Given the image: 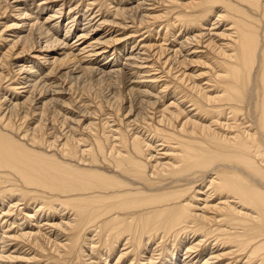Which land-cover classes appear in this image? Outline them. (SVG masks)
<instances>
[{
	"label": "bare ground",
	"instance_id": "bare-ground-1",
	"mask_svg": "<svg viewBox=\"0 0 264 264\" xmlns=\"http://www.w3.org/2000/svg\"><path fill=\"white\" fill-rule=\"evenodd\" d=\"M71 1L0 0V262L264 264V0Z\"/></svg>",
	"mask_w": 264,
	"mask_h": 264
},
{
	"label": "rangeland",
	"instance_id": "rangeland-1",
	"mask_svg": "<svg viewBox=\"0 0 264 264\" xmlns=\"http://www.w3.org/2000/svg\"><path fill=\"white\" fill-rule=\"evenodd\" d=\"M89 1L90 0H72L71 2H70V4H74V6H75V4H77L79 7H81L82 9H84V10H90L91 9V11L93 10V11H96V10H99V7H97V5L96 6H89V5H87V3H89ZM128 1V0H127ZM46 2V1H45ZM61 2V1H60ZM90 2H92V0L90 1ZM125 3V2H124ZM149 3H152V2H149ZM50 4L51 5H49V6H52V2H50ZM55 4V3H54ZM69 4V5H70ZM113 6L115 5V4H112ZM157 6H158V4H156ZM87 6H89V7H87ZM48 7V6H47ZM65 7V6H64ZM49 9H50V7H48ZM87 8H89V9H87ZM48 9V10H49ZM105 11V10H104ZM67 12V11H66ZM100 13H105V12H103V11H100ZM48 14V13H47ZM64 14H65V12H64ZM81 14V13H80ZM80 14H78L77 15V17L79 18V16H80ZM104 15H109V14H104ZM44 16V15H43ZM101 17V15H99V17H97V19H99ZM4 18H6V17H3V19H0L1 20V22H3V21H6ZM8 19V18H7ZM97 19L95 20H93V21H90V23L88 24L87 23V21H83V23H87L86 24V26H90V25H94L95 23H96V21H97ZM69 20H67V22H68ZM95 21V22H94ZM129 21V20H128ZM129 24V30H133L134 29V24H132L131 22H128ZM159 24H161V25H159ZM166 21H159V22H157L154 26H152L151 27V30H152V33H153V35L152 36H154V30H155V28H157V27H164V26H166ZM84 24H82V25H79V26H83ZM159 25V26H158ZM131 27V28H130ZM103 30H102V29ZM100 29H98V31L96 32L97 33V35H96V37H98L101 33H103L104 31H106V29H108V26L107 25H104L103 27H101ZM115 28V29H114ZM125 28H120V31H117V30H119V27L118 26H114L112 29H111V33L112 32H114V31H116L118 34H120V33H123V30H124ZM58 30H59V32L61 33V35L63 36L64 35V33H65V26H64V23L63 24H61L59 27H58ZM139 30V33L137 34V35H139L140 33L141 34H145L147 31H148V29L146 30V28H140V29H138ZM128 31V29H126L125 30V32H127ZM74 35H75V33H73L72 35H71V37H69V39L71 40V39H73L74 41H75V39L77 38V37H74ZM147 35V34H146ZM146 35L144 36V37H146ZM77 36V35H76ZM73 37V38H72ZM152 38H154V37H152ZM157 38H159V37H157ZM139 39V38H138ZM72 40V41H73ZM111 55L110 56H108V57H106V59H108V60H112L113 58H111ZM120 61H122V62H120ZM118 63L117 64H120L121 63V65L124 63V61H123V57L121 58V59H119V61H117ZM122 67V66H121ZM97 78H99V77H97ZM123 78V77H122ZM113 80L114 79H112V80H108L107 78H103V80H97L96 78H94V79H90V78H88L87 80H85V81H83V82H80V83H78L77 84V86H80V88L86 93H84L83 95H82V92H79V93H81L80 95L82 96V98L79 96V97H77V99H79V100H82L83 101V103H85V102H88V100L87 99H91L92 98V96H93V98H95V96L98 94H100L98 97V99H91V100H93L94 102L95 101H97V100H99V99H101L102 97H105V96H108V95H110L112 92H113V88H111L110 86H111V83L113 82ZM121 80V79H120ZM123 80V79H122ZM125 90V89H124ZM91 93V94H90ZM90 94L91 96V98L88 96V95ZM125 94V96H126V98H125V103L124 104H126L127 103V105H129V103L130 102H134L133 104H135L136 102V100H134L135 98L133 97V96H129V95H126V93H124ZM86 95H87V97H86ZM102 96V97H101ZM129 96V97H128ZM131 97V98H130ZM87 98V99H86ZM128 98H129V100L130 99H132V101L130 100H128ZM102 100V99H101ZM85 101V102H84ZM129 101V102H128ZM79 105V108H80V103H78ZM132 104V103H131ZM105 105H107V104H105ZM77 107V106H76ZM80 109H82V108H80ZM107 109V108H106ZM30 204H27V203H25V205L23 206V207H25L26 206V209L29 211L30 209L32 210V206H29ZM30 212V211H29ZM30 213H32V212H30ZM47 218L49 219V218H51V217H48V216H46V218L44 217V218H42L43 220L44 219H46L47 220ZM57 218V217H56ZM52 219V218H51ZM6 220V219H5ZM45 221H43L42 223H44ZM46 223V222H45ZM1 226V225H0ZM2 227V226H1ZM1 227H0V229H1ZM15 227H16V225H15ZM3 228V227H2ZM4 230H0V232H3ZM49 232V231H48ZM51 232V233H50ZM49 232V236H51L50 237V239H53V238H55V235H56V237H57V234H55L56 232H53V230L52 231H50ZM1 234V233H0ZM54 235V236H53ZM2 241H0V245L2 244L1 243ZM12 243V244H11ZM15 242L14 241H11L10 242V247L11 246H13V248H11V250L12 251H15L14 253L17 255L18 254V251H17V248H15L14 247V244ZM1 247V246H0ZM19 247H22L21 246V244L19 245ZM14 249H16V250H14ZM24 249V248H23ZM27 248L25 247V249L23 250V252L26 250ZM28 251V250H27ZM22 252V253H23ZM29 252V251H28ZM23 255V254H22ZM23 257H21V258H17V259H15L14 261H1L0 262V264H40V263H37V262H30V263H28L27 261H25L24 259H22ZM24 260V261H23ZM7 262V263H6ZM11 262V263H10ZM73 263H76V261H75V259H74V261H73ZM135 264V263H134ZM136 264H138V263H136Z\"/></svg>",
	"mask_w": 264,
	"mask_h": 264
}]
</instances>
